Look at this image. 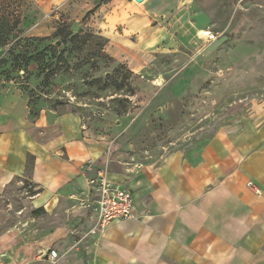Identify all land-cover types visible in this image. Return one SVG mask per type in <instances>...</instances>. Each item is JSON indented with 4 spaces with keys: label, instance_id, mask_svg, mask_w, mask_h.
<instances>
[{
    "label": "crops",
    "instance_id": "1",
    "mask_svg": "<svg viewBox=\"0 0 264 264\" xmlns=\"http://www.w3.org/2000/svg\"><path fill=\"white\" fill-rule=\"evenodd\" d=\"M67 10L78 21L92 9ZM90 21L105 40L104 52L134 76L148 74L158 58L171 55L179 32L192 22L186 0H109L94 9ZM157 82L154 76L152 89L160 88ZM259 115L157 159L133 148L124 129L115 140L125 158L118 163L120 172L110 170L112 141L92 143L71 115L54 118L61 129L54 141L44 114L36 130L0 128V199L10 183L22 179L40 192L24 193L15 215L8 209L14 222L9 230L0 229V264H264V118ZM28 157L32 167L26 176ZM89 162L134 198L135 217L98 235L88 234L86 212L71 198L87 192ZM40 208L50 225L35 229L30 214Z\"/></svg>",
    "mask_w": 264,
    "mask_h": 264
},
{
    "label": "rangeland",
    "instance_id": "2",
    "mask_svg": "<svg viewBox=\"0 0 264 264\" xmlns=\"http://www.w3.org/2000/svg\"><path fill=\"white\" fill-rule=\"evenodd\" d=\"M108 1L0 0V128L36 130L44 114L54 141L61 136L54 118L71 115L92 143L112 141L110 170L120 172L125 158L115 140L124 129L133 148L157 159L198 146L257 111L264 118V0H186L189 30L179 32L171 55L136 76L104 52L90 21ZM77 7L92 10L72 21L67 9ZM201 31L216 40L199 37ZM154 76L162 84L157 90ZM31 167L28 157L26 176ZM24 193L40 194L25 179L6 188L3 231L14 222L8 209L15 215ZM30 215L35 229L50 225L43 208Z\"/></svg>",
    "mask_w": 264,
    "mask_h": 264
},
{
    "label": "built area",
    "instance_id": "3",
    "mask_svg": "<svg viewBox=\"0 0 264 264\" xmlns=\"http://www.w3.org/2000/svg\"><path fill=\"white\" fill-rule=\"evenodd\" d=\"M212 39L213 36H207ZM89 162L84 167L87 176L88 190L77 199L79 208L86 212V218L91 226L90 235L102 234L115 222L133 219L135 217L134 198L130 191L118 188L111 182L104 170L94 168ZM49 256L56 258L53 251Z\"/></svg>",
    "mask_w": 264,
    "mask_h": 264
},
{
    "label": "bare ground",
    "instance_id": "4",
    "mask_svg": "<svg viewBox=\"0 0 264 264\" xmlns=\"http://www.w3.org/2000/svg\"><path fill=\"white\" fill-rule=\"evenodd\" d=\"M210 34L209 33H207V32H205V31H201V32H199V36L200 37H203V36H209ZM160 85H162V84H160Z\"/></svg>",
    "mask_w": 264,
    "mask_h": 264
},
{
    "label": "trees",
    "instance_id": "5",
    "mask_svg": "<svg viewBox=\"0 0 264 264\" xmlns=\"http://www.w3.org/2000/svg\"><path fill=\"white\" fill-rule=\"evenodd\" d=\"M90 12H91V11H90ZM90 12H89V13H90ZM74 38H75V36H74Z\"/></svg>",
    "mask_w": 264,
    "mask_h": 264
}]
</instances>
